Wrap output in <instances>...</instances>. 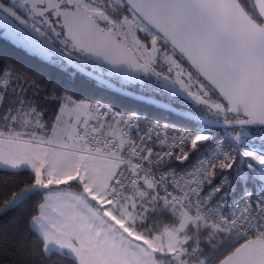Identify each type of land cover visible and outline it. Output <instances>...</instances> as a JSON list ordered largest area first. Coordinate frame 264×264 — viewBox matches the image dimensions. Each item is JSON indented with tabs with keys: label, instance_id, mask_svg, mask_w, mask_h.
<instances>
[{
	"label": "snow or ice",
	"instance_id": "6c2138e0",
	"mask_svg": "<svg viewBox=\"0 0 264 264\" xmlns=\"http://www.w3.org/2000/svg\"><path fill=\"white\" fill-rule=\"evenodd\" d=\"M0 36L165 114L0 63V264H264V0H0Z\"/></svg>",
	"mask_w": 264,
	"mask_h": 264
},
{
	"label": "trees",
	"instance_id": "16d2710c",
	"mask_svg": "<svg viewBox=\"0 0 264 264\" xmlns=\"http://www.w3.org/2000/svg\"><path fill=\"white\" fill-rule=\"evenodd\" d=\"M5 62L14 64L18 70L28 73L30 76L36 78L40 83L47 84L49 87L56 85L60 90L67 89L78 97H101L102 100L105 102H111L116 108L120 110L132 109L134 106H137V108L142 106L148 107L147 105L139 104L132 99L116 95L110 91L105 93L100 92V90L94 88L90 80L82 76H77L75 79H70L58 68L42 62L38 57L25 52L23 49L3 38V36H0V63ZM124 98L125 104L122 106V99ZM150 109L157 111L154 108ZM4 176L5 174L0 173V177ZM17 217H21L19 210L17 212L10 213L7 217H4L3 221L0 222V228H2L10 236L13 235L16 228L13 220ZM5 258L11 259V255L9 254Z\"/></svg>",
	"mask_w": 264,
	"mask_h": 264
},
{
	"label": "rangeland",
	"instance_id": "374dc122",
	"mask_svg": "<svg viewBox=\"0 0 264 264\" xmlns=\"http://www.w3.org/2000/svg\"><path fill=\"white\" fill-rule=\"evenodd\" d=\"M89 99H102V98L101 97H95V98L94 97H90ZM122 100H123V103L121 105L124 106V104H125V98L122 99ZM118 110H120V109H118ZM132 110L147 111L148 114H149V116H160V117H163L164 116V114L161 113V112H157V111H155L153 109H150L149 107H143V106L142 107H138V108H137V106H134L132 109L121 110V111H132Z\"/></svg>",
	"mask_w": 264,
	"mask_h": 264
},
{
	"label": "flooded vegetation",
	"instance_id": "af4514ba",
	"mask_svg": "<svg viewBox=\"0 0 264 264\" xmlns=\"http://www.w3.org/2000/svg\"><path fill=\"white\" fill-rule=\"evenodd\" d=\"M7 40H8V39H7ZM8 41H10V40H8ZM10 42H11V41H10ZM11 43H12V42H11ZM91 82H92V81H91ZM92 84H93L94 88L100 90V92H104V93L107 92L106 90L97 87V86L94 84V82H92Z\"/></svg>",
	"mask_w": 264,
	"mask_h": 264
},
{
	"label": "water",
	"instance_id": "95a60500",
	"mask_svg": "<svg viewBox=\"0 0 264 264\" xmlns=\"http://www.w3.org/2000/svg\"><path fill=\"white\" fill-rule=\"evenodd\" d=\"M25 51V50H24ZM26 52V51H25ZM123 97V96H122ZM126 98V97H125Z\"/></svg>",
	"mask_w": 264,
	"mask_h": 264
}]
</instances>
